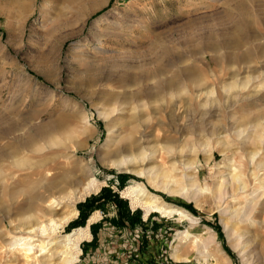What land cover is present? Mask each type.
Segmentation results:
<instances>
[{
    "label": "rangeland",
    "instance_id": "rangeland-1",
    "mask_svg": "<svg viewBox=\"0 0 264 264\" xmlns=\"http://www.w3.org/2000/svg\"><path fill=\"white\" fill-rule=\"evenodd\" d=\"M250 30L257 37L247 41ZM263 46L264 0H0V151L20 147L22 137L41 128L53 140L42 154L53 158L47 166L50 171L87 170L104 183L97 193L80 201L77 209L110 188L133 213H142L146 225L135 229H119L109 221L99 225L117 217L116 209L110 207L107 214L94 211L85 226L72 229L70 224L80 216L78 209L77 218L64 230L89 228L76 264H93L90 260L96 254L99 264H264V200L254 222H245L233 214L224 216L216 197L229 173L248 174L252 169L248 150L241 146L232 126L237 122L250 126L264 110V102L246 100L230 113L224 87L234 81L235 71L241 72L240 78L253 75V68L264 72L262 62L248 64V69L236 61L252 50L258 53ZM181 59L185 63L173 68ZM186 68L200 72L216 88V98L222 95L217 112L205 125L199 121L205 111L201 105L174 112L171 96H158L157 82ZM147 76L155 79L146 81ZM130 78L144 82L131 88L123 84ZM260 79L252 80L242 95H254L264 84L263 77ZM140 102L141 109L137 107ZM143 121L148 122L151 146L166 144L175 128L184 130L178 144L185 146L182 160L194 164L190 174L197 188L183 179L181 168L172 174L176 180L173 188L184 187L185 195L114 166L112 151L118 136L131 126L142 130ZM202 149L204 152L194 156V151ZM261 158L264 162V155ZM171 162L167 159L163 167L169 170ZM121 175L131 176L125 185H121ZM134 182L168 205L186 210L197 225L175 215L147 214L124 194ZM259 187L249 179V194ZM259 194L260 198L264 192L259 189ZM226 204L239 206L233 199ZM223 218L239 235L252 236L246 255L229 242ZM92 226H97L95 243ZM207 230L216 240L201 255L190 244L195 237L204 241ZM186 231L192 235L182 240ZM87 244L99 249L90 251L83 262Z\"/></svg>",
    "mask_w": 264,
    "mask_h": 264
},
{
    "label": "bare ground",
    "instance_id": "bare-ground-1",
    "mask_svg": "<svg viewBox=\"0 0 264 264\" xmlns=\"http://www.w3.org/2000/svg\"><path fill=\"white\" fill-rule=\"evenodd\" d=\"M241 24V27H245L243 21ZM256 37L250 30L246 40L250 41ZM236 61L244 63L246 67H249L248 69H251L252 64L264 63V46L258 53L252 50L246 56L237 58ZM184 63V59H181L172 64V67L179 68ZM251 71L253 75L243 78L239 77L240 71H235L232 74L234 81L224 87L225 107L228 112H233L238 104L246 100L264 102V84L259 86L251 97L242 95L248 90L252 80H259L261 77L264 79V72L260 74L254 68ZM161 73L158 74L162 77L166 76ZM256 73L258 74L255 75ZM154 79L155 76H147L144 80L153 81ZM162 80L157 82L158 96H171L170 104L174 112L199 104L205 108L199 118L202 123L217 112L218 98L222 95L215 97L216 88H212L213 86L207 83L200 72L193 68H186L180 70L171 79ZM142 81L139 78H130L123 80V84L128 83V86L132 88ZM213 95L216 99H213ZM134 97H136L135 100H140V97ZM141 103L137 106L140 109L143 108ZM263 120L264 110L248 123L250 126L247 124L238 126L239 122L232 126L236 129L234 132L241 146L248 150L252 169L248 174L234 171L229 173L228 178L218 187L216 197L219 202H217L221 204L224 216L229 213L233 214L234 218H242L245 222H254L253 217L261 211L263 204L261 202L264 200V194H261L259 198V189L264 192V178H262L264 162L261 158L264 155ZM147 124L148 122L143 121L142 125H139L142 130H138L137 126H131L125 134L118 136L112 151L114 166L120 171L145 177L149 181H156L171 193H182L184 190V187L173 188L175 179L172 174L181 168L183 179L187 182L190 180L191 186L197 188L198 185L192 183L193 177L190 174L194 164L191 161L182 160L185 146L181 147L178 144L184 130L175 128L174 135L167 139L166 144L151 146L147 135L149 127ZM21 139L20 147H15L8 152L0 151V264H76L81 255V243L89 238V228L75 229L70 233H65L64 230L77 218L79 214L77 204L87 196L97 193L104 183L89 174L87 170L50 171L47 166L53 158H47L42 154L53 140L41 128L35 134ZM202 152H204L203 149L194 151V156L198 157ZM167 159L172 161L169 170L163 167ZM250 178L261 186L257 190H252L251 194L248 189ZM124 194L131 198L133 204L142 206L147 214L158 212L168 217L175 215L189 220L192 226L197 225L195 218L186 210L168 205L138 182L127 187ZM250 195H253L251 197L253 199L249 198ZM228 199L239 202V206L227 205ZM94 219L95 217H92L89 222H93ZM222 223L231 245L240 249L243 256L246 255L253 242L252 236L239 235L237 228L225 222L224 218ZM193 230L195 233L198 232L197 228H192L191 231ZM191 231L183 233L182 240L188 239L192 235ZM203 235L206 236L204 241L195 237L190 244V247L201 255L202 250L205 253L208 252L209 245L214 244L216 240L208 230ZM175 258L179 259L176 256ZM184 259L188 261V258Z\"/></svg>",
    "mask_w": 264,
    "mask_h": 264
},
{
    "label": "trees",
    "instance_id": "trees-1",
    "mask_svg": "<svg viewBox=\"0 0 264 264\" xmlns=\"http://www.w3.org/2000/svg\"><path fill=\"white\" fill-rule=\"evenodd\" d=\"M128 176V175H127ZM121 175V185H125L128 178L131 176ZM134 177V176H133ZM130 179V178H129ZM110 207L116 209L117 217L113 219H104L99 225H103L105 222L109 221L114 224L115 227L122 228H136L137 226L145 227L146 225L142 220V213L140 211L132 212L128 206V203L122 200L118 194L114 193L110 188H105L97 197H92L87 200L85 204L78 205L80 211L79 219L76 222L70 224V228H78L86 225L87 220L94 211H102L107 214ZM97 226H92V231L94 235L93 243L97 240ZM155 230L159 227L157 224L153 223L152 226Z\"/></svg>",
    "mask_w": 264,
    "mask_h": 264
},
{
    "label": "crops",
    "instance_id": "crops-1",
    "mask_svg": "<svg viewBox=\"0 0 264 264\" xmlns=\"http://www.w3.org/2000/svg\"><path fill=\"white\" fill-rule=\"evenodd\" d=\"M96 249H99V247L97 245L94 246V245H91V244H87L86 248H85V254H84L85 256H83V260L82 261L86 262V257H87V255H89L90 251H92V253H95ZM97 253H99V252H97ZM96 255H97V257L95 256L94 258H92L90 260V261H92L93 264H99L98 254H96ZM112 264H119V262H117V263H113L112 262Z\"/></svg>",
    "mask_w": 264,
    "mask_h": 264
}]
</instances>
